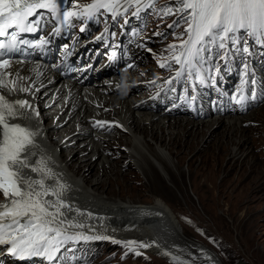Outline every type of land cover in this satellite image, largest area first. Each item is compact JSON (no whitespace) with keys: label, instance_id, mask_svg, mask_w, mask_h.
<instances>
[{"label":"bare ground","instance_id":"1","mask_svg":"<svg viewBox=\"0 0 264 264\" xmlns=\"http://www.w3.org/2000/svg\"><path fill=\"white\" fill-rule=\"evenodd\" d=\"M142 49L133 50L136 56L131 60L135 63L128 70L94 79L92 86L84 88L74 83L68 84V81H58L56 75L50 79L49 71L37 63L14 60L6 68L0 69V96L15 112L14 116L8 115L7 109H4L8 123L20 124L35 133L26 155L28 163L41 170L34 172L31 167H26L22 169L21 175L33 180H44L45 187L60 192L59 199L70 206L61 208L64 215L60 219L65 221L67 232L83 233L93 240H101L102 246L99 248L97 245V249H101L103 254L128 247L119 249L118 243L112 241H134L142 245L146 243L151 253L160 252L172 258L177 255L176 250L184 252L182 247L190 245V242L182 236L178 221L160 201L154 200L152 205L144 206L121 203V200L100 193L97 185L106 182L114 185L116 180L124 189L129 182L128 176L133 174L135 180H138V176L145 178L141 189L146 188L147 192L165 198V194H170V191L166 190V179L159 175L161 170L167 179L177 182V191L187 196L181 165L187 158V152L195 146L203 147L189 159L191 164L199 163L195 170L188 165L189 176L196 171L202 175L207 171L208 179L214 180L213 175L216 173L212 165L224 159L228 160L225 161L226 166L233 170H239L242 166L249 173L250 169L255 173L253 150H249L255 141L248 145L246 137H251V133L256 131L263 139L259 128H264V114L263 118L257 119H260L259 126L250 128L255 123L244 122L252 121L249 116L256 119L254 112L243 122L239 115L171 120L168 118L173 116L142 111L145 110V97L138 95V92L129 96L137 88L133 82L143 76L147 85L154 83V73L150 69L158 67L155 63L137 67L138 62L144 61L145 51ZM139 73L141 76H138ZM159 76L155 75L156 78ZM60 83L67 84L61 88ZM21 100L27 101L28 105L22 107L16 103ZM148 137L151 139L147 140ZM123 147L125 150H122ZM143 148L158 160L160 169L153 165ZM202 153L206 154L202 156ZM47 169H51V173ZM122 169L124 173H121ZM58 185L65 187L60 189ZM33 187L36 191L41 190L39 184ZM43 199L56 202L58 198L50 193ZM7 202L4 196L0 198V205ZM67 221L82 224L83 227H70ZM71 240H67L70 242L66 246L72 244ZM73 247L74 255L81 254L79 245ZM195 247L204 252L205 256L197 255L206 264L209 261L221 264L202 245L195 244ZM193 256L187 255L189 259Z\"/></svg>","mask_w":264,"mask_h":264},{"label":"snow or ice","instance_id":"2","mask_svg":"<svg viewBox=\"0 0 264 264\" xmlns=\"http://www.w3.org/2000/svg\"><path fill=\"white\" fill-rule=\"evenodd\" d=\"M126 2L131 3L132 0ZM135 2L139 4L141 0ZM119 3L120 0H93V3L83 6V11L61 12L58 0H0V37L7 38V41L0 39V50L11 51L18 42H23L18 41V33L33 31L30 18L36 17L38 23L39 18L45 14L40 11L42 9L59 14L66 21L73 16L91 17L101 9L116 14V5ZM176 3L180 7L175 11L183 14L181 19L187 24L185 33L188 39L181 41L183 51L173 56L182 70L186 66L189 70L198 71L197 63L202 61L201 54L209 46L225 48V41L229 39L235 43V37L230 34L240 30H245L248 35L264 43V0H176ZM164 11L171 14L173 9L167 8ZM9 29L12 31L9 32ZM4 55L0 51V67L7 64L3 60ZM181 74L177 73L178 76ZM16 103L22 107L28 105L23 100ZM4 109H7L8 115H15L13 108L0 96V193L8 201L0 205V244H9V251L20 258L46 255L51 259L64 241L76 238L66 235L65 221L60 219L64 215L61 208L70 206L59 199V191L45 187L44 180H33L21 175L22 169L26 167H31L34 172L41 170L30 165L26 155L35 133L20 124L8 123ZM47 171L51 173V169ZM37 184L40 185V191L33 187ZM64 187L58 185L60 189ZM50 193L57 196L56 202L43 199ZM76 211L79 212V209ZM88 215L91 216V213ZM67 224L70 227H83L73 221H67ZM127 243L135 244L134 241Z\"/></svg>","mask_w":264,"mask_h":264},{"label":"rangeland","instance_id":"3","mask_svg":"<svg viewBox=\"0 0 264 264\" xmlns=\"http://www.w3.org/2000/svg\"><path fill=\"white\" fill-rule=\"evenodd\" d=\"M157 30L159 29L144 33L143 37L145 36L147 40L152 39L157 41L160 34L153 35L154 32H160ZM150 32L151 35L149 36ZM163 44L165 43L162 41L159 43L155 42L145 48V55L143 54L144 61L138 62L137 67H143L154 63L157 65V57L159 58V55H161L164 50L157 52L154 47L158 45L159 49H162L165 47ZM140 58L141 57H138V59ZM150 71L154 73L152 79L156 81L155 75H158L156 73L157 67L150 69ZM138 76H141V73H139ZM136 80L137 81L133 82V84L137 86L135 89L136 91H131L129 96L137 92L139 93L138 95H140L142 92L141 90L148 86L143 76ZM117 93L118 92H114V94ZM142 109L143 108H140V110ZM142 111L148 112L144 109ZM252 113L255 114L257 118L253 119V116H249L252 121L248 120L244 122L248 119V115ZM263 114L264 102L256 107L248 109L244 114L237 115L242 117L244 123H255L250 128H256L259 126ZM171 118H185L188 120L187 117L183 116H173L168 119ZM258 118L260 119L257 120ZM190 119L194 120L192 118ZM246 125L243 124V126ZM254 132L251 133V137H246V140L249 142L248 145L255 141L253 148H249V150H253V163L254 167H256L255 173L261 175H256L254 170L250 168L249 173V171L242 166H240L239 170L236 168L233 170L232 167L226 166L228 160L224 159L220 161L219 164L212 165V170L216 173L213 175L214 180L208 179L207 175L209 176V173L207 171L203 172V175L200 171H196L197 174L193 173L189 176L187 174L189 173V168L195 170L199 166V163H197L198 165L196 163H189V159L203 147L200 146V148H195V146L187 152V158L181 165V170L184 172V185L187 196H183L178 192L176 188L177 182L173 179L170 180V178L167 179L161 170H159V175L166 179L164 180V184L166 190L170 191V194H165V198L161 195L147 192L146 188L141 189L145 178L138 175V180H135V175L130 174L128 176V185L124 189H122L116 180L114 181V185L109 182L105 184L99 183L97 186L100 193L102 192L104 195H107L106 197L121 200V203L129 202V204L133 206L141 204L144 206V204L152 205L154 200L160 201L163 207L166 208L165 210L168 209L167 211L174 216L176 222H179V224L177 222L178 229L182 236L190 242V245L182 247L185 249L184 252L176 250L175 252L177 255L168 258L160 252H154L155 254L151 253L146 243L142 245L135 242V244L129 245L127 242L115 240L112 242H117L119 249L122 246L128 247L123 250L116 249L115 251L105 254H103L100 249L101 251L99 250L96 253V259L89 264H206L203 258L197 255V253H199L205 256L204 252L200 249L198 250L195 244L202 245L207 252H211L215 255L221 264H237L238 261H241L242 264H264V128L262 126L259 128V134L263 136V139L256 131ZM148 138L147 140L151 139L150 137ZM154 145L156 146V144ZM122 150H125V148ZM142 150L151 158L153 165L159 168L160 164L158 160L151 155L146 148ZM218 151L219 150L216 152ZM205 154L206 153H202L201 155L204 156ZM172 160L173 158H171V161ZM174 161L176 162V160ZM121 173H124V169L121 170ZM118 176L120 177V175ZM131 181L133 182L131 183ZM104 239L108 240V238ZM97 244L98 242L96 241L95 246ZM145 245L147 246L145 247ZM74 249L75 247H73V250ZM185 252H187V254ZM190 254H194L192 259L187 257V255ZM209 262H207V264H212V262Z\"/></svg>","mask_w":264,"mask_h":264},{"label":"trees","instance_id":"4","mask_svg":"<svg viewBox=\"0 0 264 264\" xmlns=\"http://www.w3.org/2000/svg\"><path fill=\"white\" fill-rule=\"evenodd\" d=\"M237 264H242V262L241 261H238Z\"/></svg>","mask_w":264,"mask_h":264}]
</instances>
